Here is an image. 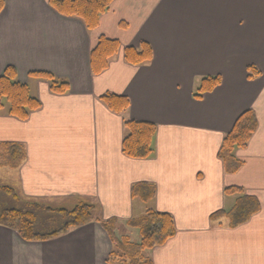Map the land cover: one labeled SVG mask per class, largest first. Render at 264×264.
I'll return each instance as SVG.
<instances>
[{"label":"crops","instance_id":"obj_1","mask_svg":"<svg viewBox=\"0 0 264 264\" xmlns=\"http://www.w3.org/2000/svg\"><path fill=\"white\" fill-rule=\"evenodd\" d=\"M4 1L0 76L15 68L41 107L27 120L0 114V143L20 144L27 154L19 169L0 168V184L14 189L25 208L44 206L36 227L61 224V215L45 208L89 203L101 221H118V239L139 243L140 231L126 223L154 210L173 217L176 234L146 252L153 264H264V0H114L94 31L49 0ZM100 38L120 49L94 74L91 54ZM142 43L152 61L127 63L125 49ZM251 66L259 76L249 80ZM40 72L67 82L69 91L54 93L50 82L31 75ZM218 76L221 84L195 99L203 79ZM107 93L128 98L129 110L112 112L101 100ZM249 110L258 128L235 151L241 169L228 174L219 151ZM128 120L156 125L149 159L123 153ZM140 183L155 187L151 202L133 196ZM230 187L261 206L236 228L211 219L235 206L240 196L226 194ZM112 250L98 222L43 242L0 227V264H109Z\"/></svg>","mask_w":264,"mask_h":264},{"label":"trees","instance_id":"obj_2","mask_svg":"<svg viewBox=\"0 0 264 264\" xmlns=\"http://www.w3.org/2000/svg\"><path fill=\"white\" fill-rule=\"evenodd\" d=\"M114 0H49L50 6L64 17L80 19L90 31L96 30ZM5 9V1L0 0V15ZM120 44L117 41L100 38L96 48L91 54V68L94 74L105 71L112 58L118 53ZM151 47L142 43L139 49H125L127 63L140 66L152 61ZM249 80L259 76L255 67L248 68ZM33 77L50 82L51 89L56 94H65L69 91L67 82L59 81L49 73H33ZM221 84V77H208L203 79L195 99L201 100L205 93H211ZM102 102L114 113L123 114L130 108V101L126 97L111 93L101 97ZM41 107L40 101L31 95L26 84L17 80V72L8 67L0 76V114L7 112L20 120H27L30 114ZM127 135L123 141V153L131 159H149L154 152L153 142L157 133L154 124L128 120L125 122ZM258 128V121L253 110L246 111L236 121L232 131L224 138L219 151V158L223 162L225 172L237 173L242 163L235 158V151L248 146L251 138ZM27 157L25 148L20 144L0 143V168L12 170L19 169ZM228 195H239L232 210L219 211L211 216L213 221L227 219L231 228L247 223L260 209V202L254 196L243 193L239 187L226 188ZM133 196L144 202H151L155 197V187L145 183L133 187ZM9 198L16 202H9ZM7 205L0 209V227L16 232L24 241L43 242L66 235L73 228H81L92 222H98L108 233L113 243V250L108 259L109 264H153L146 256V252L165 245L176 234L174 219L171 215L148 210L143 216L126 223L127 227L136 228L141 233V241L133 243L127 237L118 239L116 231L119 227L117 220L101 221L95 216L96 207L93 204H82L75 209H51L61 216V224L44 232L38 230L37 212L43 205L34 204L33 209L25 208L20 197L14 189L0 184V202Z\"/></svg>","mask_w":264,"mask_h":264},{"label":"rangeland","instance_id":"obj_3","mask_svg":"<svg viewBox=\"0 0 264 264\" xmlns=\"http://www.w3.org/2000/svg\"><path fill=\"white\" fill-rule=\"evenodd\" d=\"M6 205H7L6 203L1 201L0 202V209L4 208ZM38 228L41 231H45V229H46L45 227H42V226H41V228L40 227H38ZM131 235H132V238H134L135 241H139L140 240V235H139V233L137 231H132ZM137 236H138V238H137Z\"/></svg>","mask_w":264,"mask_h":264}]
</instances>
